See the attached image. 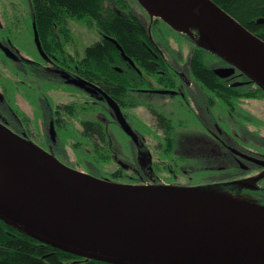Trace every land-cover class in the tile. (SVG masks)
I'll return each instance as SVG.
<instances>
[{
	"label": "trees",
	"instance_id": "1",
	"mask_svg": "<svg viewBox=\"0 0 264 264\" xmlns=\"http://www.w3.org/2000/svg\"><path fill=\"white\" fill-rule=\"evenodd\" d=\"M214 1L264 40V23L257 22L258 18H264V0ZM29 2L32 12L29 27L31 30L33 29L34 34L33 23H36L42 48L47 53L48 59L43 58L37 50L35 62L26 59L20 62L11 61L16 66V75H13L15 80H8V85L0 86V108L8 116L10 122L8 126L18 135L36 145L38 144L25 131L30 118L22 107L26 106L33 110L34 115L40 119L41 129L45 128L46 117L49 113L53 114L60 134L58 137L59 153L68 155L69 150L72 151L76 156V162L80 161L86 166L83 171L95 176L128 182L116 178L117 176L105 175L95 170L96 167L101 168L113 160L120 169L123 167V163H126L124 155L120 152L122 150L120 145L123 142L121 144L115 142L114 136L110 133L109 121L106 120L108 118L104 115L106 100L99 93L91 94L65 83L60 73L49 69L48 65H55L71 75L80 76L95 83L116 100L122 108H126L128 106L127 96L131 97L132 106L139 103L138 99L145 97L141 88L148 86L147 83L151 75L158 76L160 83L165 87L176 86L173 67L179 69L181 60L177 54L181 53L180 44L173 36L166 34H181L194 44L193 49L190 50V68L196 81L208 90V105L211 112L219 111L217 108L219 105L224 107L222 112L236 113L238 112L239 98L258 96L264 93L257 85H234L219 77L214 72L209 60L207 64L204 58L206 53L208 57L217 55L197 43V39H199L197 30H194L197 39L191 38L186 32L172 27L162 17L151 16L139 0H29ZM70 20L85 21L92 26L95 25L100 32V39L86 45L81 53L77 49L72 52L70 46L73 33L69 26ZM10 26L5 27L0 19V36L7 34L9 37L12 36L13 40L18 39L17 34L14 33L17 30ZM150 35L154 42L167 52L169 61L161 57L156 44L151 41ZM107 36L119 42L124 52L136 63L141 72L127 66L122 52ZM32 42L34 49H37L34 36ZM174 42L178 43V48ZM160 70L164 71L163 75L168 78L159 76ZM143 73L148 76V80L142 76ZM56 82H63L65 86L71 88L68 91L70 94H75L76 91L77 95L84 96L85 104L73 101L53 106L49 99L51 90H57ZM128 87L131 89L130 94ZM198 98L202 104L206 96L201 93ZM13 100L16 104H13ZM18 100L21 101L16 102ZM160 101L157 102L163 107L160 112L189 111L182 106L175 110L174 108L166 109L168 105ZM33 106H35L34 109L31 108ZM40 110L43 111L42 117H39ZM152 111L158 113L156 109ZM76 122H79V127L74 125ZM62 133L69 135L71 139L75 140V143L70 144L66 139H63ZM40 147L46 151V148ZM51 154L61 160L59 158L61 156L58 154ZM62 162L82 170L76 164ZM0 264L110 263L85 259L44 244L0 220Z\"/></svg>",
	"mask_w": 264,
	"mask_h": 264
},
{
	"label": "water",
	"instance_id": "2",
	"mask_svg": "<svg viewBox=\"0 0 264 264\" xmlns=\"http://www.w3.org/2000/svg\"><path fill=\"white\" fill-rule=\"evenodd\" d=\"M139 1L152 16H160L166 21L164 16L154 15L141 0ZM185 1L199 14L200 19L205 20L212 26L213 30L223 32L228 39H232L242 46L248 54L249 62H244L226 52L208 38L203 37L198 25L192 26L198 31L199 39L194 36L197 43L230 64L228 67H216L214 72L221 78H227L237 69L264 90V75L256 70V63L261 56L260 48L264 40L214 0ZM257 22L264 23V18H258ZM192 27L179 31L189 33ZM33 28L36 46L41 56L46 59L48 55L42 48L35 22ZM107 38L116 44L126 60L134 63L116 39L110 36H107ZM0 46L9 57H17L11 48L4 46L2 43H0ZM63 77L66 78L67 83L87 92H101L113 108L123 130L135 139V134L128 124L120 105L108 93L82 77H71L67 73L63 74ZM155 91L168 92V90L162 89ZM172 92L174 93V91ZM0 136L9 144L14 145H17L16 141L20 138L68 168L84 172L104 182L136 189L137 192L145 195H150L156 190H181L193 194L215 193L264 208V203L233 195L211 185H145L115 181L109 177H98L66 165L34 142L18 135L3 121H0ZM17 148L62 192L75 200L81 207L86 208L100 222L99 226H86L47 215L34 208L20 196L0 173V220L44 244L85 259H94L110 264H264V217L228 229L191 225L177 227L167 223L140 220L115 211L106 204V201L103 202L88 190L33 156L29 148L20 145H17Z\"/></svg>",
	"mask_w": 264,
	"mask_h": 264
},
{
	"label": "flooded vegetation",
	"instance_id": "3",
	"mask_svg": "<svg viewBox=\"0 0 264 264\" xmlns=\"http://www.w3.org/2000/svg\"><path fill=\"white\" fill-rule=\"evenodd\" d=\"M1 38L2 36H0V43L11 48L17 55V57L13 58L9 57L0 46V52L7 60L20 62L25 59L18 55L11 39L8 37L6 39ZM150 39L156 44L152 35H150ZM155 46L161 57L169 61L167 52L159 45L156 44ZM31 56L33 57V55ZM177 56H179L181 61L179 69L173 67L175 70V76H173L174 84L176 86L173 88L165 87L160 83L158 76L151 75L147 83L148 86L141 88L145 97H141V101L137 105L132 106L133 101L130 96H127L128 106L126 108L120 106L135 134V139L123 130L113 108L108 104L103 94L99 91L91 93H99L103 96L106 100L105 107L110 113L111 119L105 118L109 121V126L112 124L117 126L127 138L130 147L129 151L136 153V157H133L134 160L124 163L123 167L121 169L117 168L111 176H117L116 178L124 179L129 183L145 185H211L217 189L250 200H264V115L252 112L244 106L245 101H264V93L258 96H243L239 98L237 102L239 107L236 113L229 111L211 112V108L208 105V90L196 81L192 74L191 61H189L191 53L189 52L186 60H184L182 54H177ZM215 57L218 63L215 64L213 69L220 66H230L219 56ZM31 62H35V59L33 58ZM126 62L129 68L132 67L141 72L134 61V63L128 60ZM47 67L50 69V65ZM52 70L60 73L64 82L67 83L66 78L63 77V74L67 73L66 71L60 70L56 66ZM164 73V71L160 70L159 76H164ZM67 74L71 77H80ZM142 76L148 80L147 75L143 73ZM164 78L168 77L164 76ZM223 79L234 85H257L237 69L231 76ZM70 85L75 86L73 84ZM79 89L84 90L82 88ZM128 89L130 94V87ZM158 89L168 90V92L160 93L155 91ZM84 91L87 92L86 90ZM201 93L206 96L202 104L198 98ZM75 94L78 93L75 91ZM159 100L168 105L166 109L174 108L175 110L182 106L189 111L160 112L163 107L153 103V101L157 103ZM138 106L145 107L148 114L146 116L140 115L139 117L137 114L130 112L131 109ZM49 108L53 110V108ZM153 109H156L158 113L153 112ZM0 121L5 122L7 125L10 123L8 116L1 108ZM43 130L46 136V151L58 154L60 148L58 137H60V134L58 133L56 118L53 114L49 113L48 117H46V126ZM61 135L69 143L70 140L74 141L65 133ZM152 151L161 155L171 153V166L170 164L166 165L168 170L165 169V164L162 167V164H157L154 160H151ZM163 157L167 156L163 155ZM59 158L63 161L61 157ZM158 165L162 167L163 172L165 171V176L162 175L163 173L159 170Z\"/></svg>",
	"mask_w": 264,
	"mask_h": 264
},
{
	"label": "bare ground",
	"instance_id": "4",
	"mask_svg": "<svg viewBox=\"0 0 264 264\" xmlns=\"http://www.w3.org/2000/svg\"><path fill=\"white\" fill-rule=\"evenodd\" d=\"M154 15H162L178 30L194 25L200 27L203 37L239 58L249 62L246 50L228 39L223 32L213 30L185 0H141ZM256 70L264 75V43ZM17 145L29 148L33 156L119 213L140 220L167 223L172 226H210L228 229L264 217V208L215 193H189L181 190L153 191L145 195L133 188L104 182L84 172L73 170L45 154L35 146L18 138ZM17 145L9 144L0 136V173L14 190L37 210L54 218L86 226H99L100 222L75 200L62 192L24 154Z\"/></svg>",
	"mask_w": 264,
	"mask_h": 264
},
{
	"label": "rangeland",
	"instance_id": "5",
	"mask_svg": "<svg viewBox=\"0 0 264 264\" xmlns=\"http://www.w3.org/2000/svg\"><path fill=\"white\" fill-rule=\"evenodd\" d=\"M31 7L29 0H0V19L3 21L5 27H9L10 25L13 26V29H16L17 31H14L15 34H17L18 39L13 40V37H9L7 34L2 35V38L6 39L7 37L12 40L14 44V48L18 55L22 58H25L27 60H33L37 59L35 57L37 55L36 49H34V44L32 42V38L34 36L33 29L29 27V24L31 23ZM152 16V15H151ZM28 22V24H26ZM13 24V25H12ZM10 26V27H11ZM69 26L73 33V40L70 46V50L74 52L75 49H77L80 53L83 51V48L100 39L101 35L98 29L89 23H86L85 21H75L70 20ZM17 27V28H16ZM195 28V27H194ZM193 27L192 30L188 33L186 32L191 38L194 39V36H196V33ZM8 29V28H7ZM10 30V29H8ZM6 33V32H5ZM168 33V32H167ZM167 36H173L174 39L179 42V49L181 50L180 55L182 54L184 57V60H186L189 56V52L191 49H193L194 44L190 42L189 40L185 39V37L181 34H166ZM14 36V35H13ZM1 38V39H2ZM3 39V40H4ZM174 45L178 48V43L174 42ZM34 54V55H33ZM33 55V57L31 56ZM204 58L206 60V63L208 64V60L210 64L215 67V64L218 63V60L215 56L208 57V54L206 53L204 55ZM15 64L11 62L10 60H7L4 55L0 52V86L1 85H8V80H13V75H16L15 73ZM55 68V66L50 65V69ZM4 80V81H3ZM15 80V79H14ZM7 82V83H6ZM154 83H156L154 81ZM57 90H51L50 94V101L51 104L54 106L58 103H68L73 101H79L85 104L86 98L82 95L77 94H70L71 88L65 86L63 82H56ZM2 87V86H1ZM10 99V98H9ZM141 101V98L138 99ZM21 100H18L16 102H20ZM157 101V100H156ZM13 104H16L15 101H12ZM162 102V101H160ZM156 105L155 101H153ZM244 106L248 108L250 111L255 112L260 115H264V101H256V100H249L244 102ZM26 114L29 116V122L25 127V131L33 138V140L40 146L46 148V136L45 132L43 130V127L41 129V123L39 125L38 117L34 115L30 108H27L26 106L22 107ZM35 108V106L31 107ZM219 112H222L223 106H217ZM216 108V109H217ZM171 110V109H170ZM225 110V109H224ZM130 112L137 114L139 117L146 116L148 114V111L145 107L138 106L130 110ZM171 112V111H170ZM109 111L106 109V113L104 112V115L108 118H110ZM43 116V111H39V117ZM16 122H18L16 120ZM20 123V122H19ZM23 124V123H22ZM24 125V124H23ZM76 126H80L79 122L74 123ZM110 133L112 136H114L115 142H118V144H121L122 154L125 157L126 162H129L131 160H134L133 157H136V153H133L130 150L129 143L127 141V138L124 136V134L118 129L115 125H110ZM75 141V140H74ZM72 140H70V144H73ZM58 153V152H57ZM59 156L63 159V161H67V163L76 164L79 167L84 170L86 168L85 165H83L79 159V162H76V156L73 154L72 151L69 150L68 155H63L62 153H58ZM163 155H166L167 157H163ZM151 160H154L157 164H162V167L165 164V169H167L166 165L171 166L172 158L171 153L167 154H160L158 152L152 151L151 153ZM143 165V163H142ZM141 165V166H142ZM162 167L158 165L159 170L163 173L162 175L165 176V171H162ZM99 172L105 175H111L114 171L119 168V165L115 162V160L110 161L109 163L104 164V166L96 167ZM181 180H183L181 178ZM255 202H264V200H258L253 199Z\"/></svg>",
	"mask_w": 264,
	"mask_h": 264
}]
</instances>
